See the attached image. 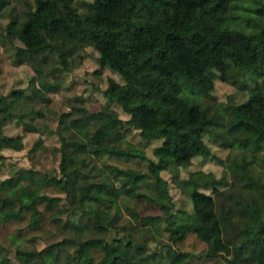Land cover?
Returning <instances> with one entry per match:
<instances>
[{
	"label": "trees",
	"instance_id": "obj_1",
	"mask_svg": "<svg viewBox=\"0 0 264 264\" xmlns=\"http://www.w3.org/2000/svg\"><path fill=\"white\" fill-rule=\"evenodd\" d=\"M8 3L0 0V10ZM85 7L78 13L73 0H33L32 5L26 3L15 26L7 25L4 32L6 39L21 44L15 47V63L28 62L37 74L59 38L73 45L85 41L98 53L100 67L122 78L123 84L109 80L103 95L129 120L123 122L105 107L86 113L85 123L74 128L85 138L92 133L88 142L103 135L110 147L100 153L119 159L147 160L142 150L124 141L125 125L139 131L144 140L163 141L153 152L156 160H148L146 174L111 169L121 177L124 194L140 199L136 191L145 178L165 186L161 172L173 166L187 169L193 159L211 157L204 137L218 124L200 98H211L217 74L227 83L254 84L248 99L230 108L226 131L232 146L264 151V0H92ZM17 95L0 97V152L23 150L22 136L2 133V126L17 117L14 109L22 94ZM75 144L85 146L82 141ZM4 159L0 155V169ZM66 163L62 155L61 177L38 178L39 172L20 170L17 177L1 180L0 221H18L30 214L31 224L39 227L43 213L38 207L53 211L60 201L44 193L43 186L57 187L74 215L85 218L59 223L72 236L67 242L76 247L74 264H135L129 257L130 242L107 246L102 237L118 216L109 217L101 206L109 208L114 202L90 197V184L81 183L82 176L69 171ZM239 173L247 179L244 189L251 192L245 200L226 195L228 201L218 203L206 194L205 189L220 196L217 186L222 182L211 174L192 173L178 183L192 209L190 214L179 212L163 220L174 246L167 253L171 264H185L193 254L232 257L230 264H236L252 243L264 247V183L247 176L241 167ZM57 218L53 220L58 223ZM158 221L147 217L144 225ZM64 245L57 242L42 251L18 248L15 253L19 264H54ZM135 250L140 253L144 247ZM252 259L264 264V255L254 254ZM0 264L7 262L0 258Z\"/></svg>",
	"mask_w": 264,
	"mask_h": 264
},
{
	"label": "rangeland",
	"instance_id": "obj_2",
	"mask_svg": "<svg viewBox=\"0 0 264 264\" xmlns=\"http://www.w3.org/2000/svg\"><path fill=\"white\" fill-rule=\"evenodd\" d=\"M91 1L73 0V7L78 13H83L85 4ZM26 3L32 5L33 0H9L8 5L0 10V97L22 94L14 109L17 117L2 126V133L8 137H23V150L4 149L0 152L5 158L0 169V181L17 177L20 170L39 172L38 178L61 177L60 162L64 155L69 171L78 172L82 176L80 182L90 184V197L114 202L109 208L101 206L109 217L118 216L114 227L102 236L106 245L130 242L129 257L135 264H171L167 253L174 246L168 239L167 224L163 220L179 212L190 214L192 209L188 196L178 186L180 181L189 178L192 173L213 175L222 182L217 186L220 196L217 197L212 190L205 189L204 192L217 199L218 203L227 202L226 195L241 200L248 197L250 191L244 189L247 179L241 177L240 167L247 176L264 183V151H244L232 146L226 131L231 119L230 108L245 102L254 84L248 81L247 87H243L239 83H227L217 74L211 98H200L218 124L211 126L209 134L204 137L211 157L195 158L187 169L173 166L161 172L165 186L145 178L136 191L142 198H133L122 192L121 177L111 169L146 174L148 160H156L153 152L163 141L144 140L139 131L126 125L123 127L124 141L142 150L147 157L144 161L101 154L110 147L103 135L96 136L94 142L87 140L92 133L87 138L79 135L74 127L85 123V114L99 112L105 107H109L123 122L129 120L130 117L116 103L109 102L103 95L109 80L119 84H123V80L117 73L102 69L98 53L83 40L73 45L55 38L53 44L56 50L48 53V60L41 67L40 74L28 62L16 64L15 47H21V44L6 39L4 29L7 25L11 28L15 26L21 12L26 9ZM37 61L40 62L41 58ZM244 79L247 81L248 77ZM24 124L35 131H28ZM87 130L91 131L92 127ZM78 141L84 142L85 146L75 144ZM119 145L125 147L123 142ZM23 183L28 184L27 181ZM43 192L60 201L53 211L47 210L44 205L38 207L43 213L39 227L31 224L30 214H25L18 221H0V258H4L7 264H19L15 253L18 248L42 251L57 242L65 245L54 264H74L76 247L67 242L72 236L59 223L63 225L71 219L85 221V218L74 215L66 195L57 187L43 186ZM56 216L60 221L58 223L53 220ZM147 217H157L159 221L154 225H144ZM139 246L144 250L137 253L135 247ZM254 254L264 255V247L252 243L236 264H256L252 259ZM231 261L232 257L227 256L209 259L193 254L185 264H230Z\"/></svg>",
	"mask_w": 264,
	"mask_h": 264
}]
</instances>
